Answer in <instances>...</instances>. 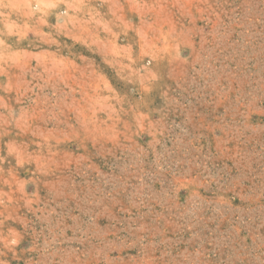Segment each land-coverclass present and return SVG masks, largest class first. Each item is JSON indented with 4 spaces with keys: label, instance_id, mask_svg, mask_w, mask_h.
<instances>
[{
    "label": "rangeland",
    "instance_id": "374dc122",
    "mask_svg": "<svg viewBox=\"0 0 264 264\" xmlns=\"http://www.w3.org/2000/svg\"><path fill=\"white\" fill-rule=\"evenodd\" d=\"M0 264H264V0H0Z\"/></svg>",
    "mask_w": 264,
    "mask_h": 264
}]
</instances>
